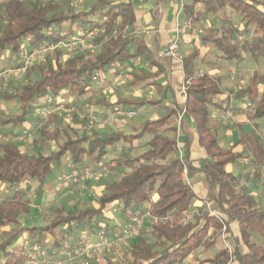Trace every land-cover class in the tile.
Listing matches in <instances>:
<instances>
[{
	"label": "trees",
	"instance_id": "trees-1",
	"mask_svg": "<svg viewBox=\"0 0 264 264\" xmlns=\"http://www.w3.org/2000/svg\"><path fill=\"white\" fill-rule=\"evenodd\" d=\"M182 11L191 24H201V18L206 16L221 21L218 28L210 25L198 36L202 46L214 48L218 59L241 63L246 56L253 61L264 58V0H191L183 5ZM135 23V10L129 1L97 0L89 11L74 12L71 3L65 0H0V54L7 53L5 68H20L22 53L28 54L45 43L72 42L90 30H95L96 34L88 45L98 49L94 55L91 51H82L65 60L56 53L42 66L27 70V75L37 72V81L12 91H0V101L17 104L15 112H0V130L22 125L28 116L33 115L35 103L41 105L45 101L46 104V95L68 94L75 101L83 99L94 79L125 59L140 57L155 69L148 73H128L130 87L141 84L144 87L158 86L156 80L163 68L153 59L143 38L134 33ZM198 56L199 51L195 49L181 57L182 82L186 90L183 106L176 111L167 109L157 120L144 121L131 135L120 131L105 137L96 131L78 135L70 125L59 128L52 115L50 118H53L51 122L56 124L55 128L49 131L50 121L47 119L49 123L47 121L36 129L37 139L33 143L39 148L47 142H57L56 151L42 155L37 150L30 154L22 151L15 142L0 143V185L6 192L34 180L38 184L34 193H40L50 184L53 168L62 169V160H67L66 165L62 164L63 170L70 165L81 167L88 160L95 166L102 164L109 171L116 172L117 180L105 187L97 208L75 212L58 209L48 225L31 229L53 238L51 247L46 250L49 255L58 249L73 252L83 228L97 237L111 239L119 236L116 226L106 217L109 207L119 204L125 220L128 214L130 218L135 214H147L154 220L150 231L139 234L137 242L128 250L133 264H187L193 253L200 249L210 250L215 245L225 218L236 226L235 243H241L245 252L240 255L234 249L229 255L226 251H219L213 259L199 264H226L229 259L238 264H264V210L241 184V176H234L226 170L228 165L248 156L253 158L248 164L256 171L261 170L264 147L254 133L242 132L232 147L223 149L218 145L209 121V108L215 106L214 98L223 93V83L221 77L194 70ZM261 81L264 77L255 72L247 88L241 92L253 103L252 120H264V84L260 95L257 91ZM159 104L157 100L121 99L114 106L141 108ZM66 107L73 108L74 105L70 103ZM183 108L194 124L198 145L205 152L198 172H202L207 184V195L203 200L205 208L208 204L219 210L215 216L206 209L190 211L196 196L185 179L177 142L171 136L175 132L171 118ZM35 117L38 119L39 115ZM73 125L77 122L74 121ZM11 132L4 133V136H12ZM146 135L150 138L142 145L145 150L128 155L134 150L132 143L141 141ZM60 138L63 140L59 143ZM117 144L126 146L115 158L105 159ZM184 148L183 157L188 160L187 144ZM186 162L189 165V161ZM196 172H189L187 176ZM28 208L29 201L22 195L0 200V228L10 227L1 234L0 257L6 259L4 264H20L25 260L22 253L16 255L13 246L23 233L17 218L20 213L28 212ZM253 235L261 238L262 244H257ZM34 246L43 248L42 240L39 238Z\"/></svg>",
	"mask_w": 264,
	"mask_h": 264
},
{
	"label": "rangeland",
	"instance_id": "rangeland-1",
	"mask_svg": "<svg viewBox=\"0 0 264 264\" xmlns=\"http://www.w3.org/2000/svg\"><path fill=\"white\" fill-rule=\"evenodd\" d=\"M65 1L66 3H71L74 12H87L97 2V0ZM108 1L117 2L119 0ZM64 6H66V4ZM201 21V24L199 22L195 23V25L191 24L193 30L191 34L193 35V37L200 34L210 25H214L215 28H218L221 24V21L213 16L202 17ZM139 32L141 31H137L134 29V33L138 34ZM89 33H91L90 36ZM95 34V30H90L86 35L78 36L77 39L73 40L72 42L62 41L57 43H45L43 46L37 49H33L28 53H34L36 56H34V60L26 68H24L23 66V59L28 54H21L22 66L17 69L5 68L4 60L5 57H7V53L4 52L3 55L0 54V91H12L13 89H18L21 85L26 84L28 82L37 81V72H33L31 75H27V70L34 66H42L47 58L53 59L56 53H60L61 60H65L71 57L72 55H78L82 51H91L93 55L96 54L98 52L97 47H91L88 45V42H90L91 38ZM79 40L84 41L83 43H81ZM196 41L198 43L197 46L201 48L200 42L198 40ZM42 47L45 48L41 49ZM207 48H210V46L207 45ZM209 50H202L205 55H202L201 58H199L198 56V59L195 61V68H199L198 70L204 69L203 67H205V65L208 66L205 62L209 59ZM262 59L263 58H261L259 64L258 61L251 60L250 56H246L245 60L238 64L234 61H230V66L233 67V70H246V72L237 73L238 77L236 82L237 87L235 86L236 89H238V87H240V83L242 81H246V78L250 77L253 72H257L258 74L264 77V60ZM196 64L198 66H196ZM112 67L113 68L111 69L115 70L110 69L112 72L107 70L106 74L104 73L105 77H100L101 75H99L97 80H94V90L92 92H89L88 95L85 96L83 102V99L75 101L73 96L68 94L56 97L46 95L45 99L49 98V100H51V104H45V101H42L41 105H39L38 103H35L33 105L34 116L30 115L27 117V123L29 125H27L26 122L24 124L25 126H27V129H29L26 135H20L18 138L6 137V135L4 136V133H7L9 128L4 131L0 130V143L15 142L22 151H26L27 153L31 154L37 152L38 150L40 154L47 155L52 151H56L58 146L57 142H47L44 144L43 147L39 148L34 146L33 142L37 139V135L35 132L36 129L44 125L48 121L47 119H49L50 121V124L48 126L49 131H52L55 128L56 124L52 123L51 121L53 120L51 119L53 118H50V116L52 115H54V119H57L59 128L64 129L66 126L70 125L73 131H75L78 135H81L82 133L89 134L91 131H96L97 134L101 137H105L107 134L119 130V126L117 124V122L119 121L118 117L121 118L122 116V121H124L125 123L124 126H122L123 131L126 133H132L133 127L136 128L143 121L152 119L153 113L158 116V118L163 115L167 106L164 102H162L159 107H146L142 109L141 112H138V114L133 119H131V122L135 123L137 126L134 124H129L127 121H129L128 119L130 118L125 116L124 114H116L117 111L115 110H109L110 113L106 114L105 116L100 115L99 111L103 109V106L98 105V103L115 104L118 100L121 99L139 101L148 99L154 100L155 98H157V95L152 91L147 92L139 88L130 89L126 84L128 80L126 74L128 72L134 73L145 69L144 66H142L141 64L139 57L125 59L120 63H115ZM225 74L229 76L230 71L226 70ZM227 84L229 85V83ZM263 84L264 81H261L260 89H262ZM70 103H73V108L66 107V104ZM244 103L250 104V101L248 99H245ZM42 105H44L45 107L43 108H46L47 110V115L45 116H40L39 110L43 108L39 107H42ZM13 108V104L0 101V112L8 114L9 112L13 111ZM37 115H39L38 119L35 117ZM230 115H233V112L230 111ZM225 117L226 115L223 114L221 116V120L231 121V116L228 115L227 118ZM49 121L47 123H49ZM74 121L77 122V125H73ZM263 124L264 121L261 122V126ZM220 137V135L217 137L220 146H222V148H228L229 143H227V140L225 141L223 138ZM62 140L63 138L59 140V143ZM120 145L122 144H118L117 146ZM62 164L66 165L67 160L61 161L60 166L62 169L53 168L52 174L49 177V183L50 185H52L51 187L53 188V200L45 201L44 207L40 208L39 205L42 203V198L38 197L35 202L36 205L34 207L32 206L31 208L29 206L28 212L20 213L17 218L18 227L23 229L24 234H21L20 239L14 244V246L21 248L23 254H26L25 260L20 264H133V259L128 254L130 246L134 244L133 239L141 233H148V231H150V226L152 225L154 220L147 214H135V216H132L131 218L128 214L127 216L129 220H125L124 217H122L121 215L122 213H120L119 204H114L113 206L109 207V210L106 213V217H108L110 223H113L116 226L115 230L119 231L120 235L117 237L111 239H107L106 237H97L94 234L87 232L86 228H83V234L79 236V242L74 248L73 252L65 249H58L55 250L54 255H49L46 251L47 244H49L51 241L48 236L42 235V237H40V235L34 234L32 238L29 237V233H33L31 229L41 228L48 225L49 222L54 218L55 211H57L58 209H62L64 212H75L77 210H82L90 207L97 208V201L103 193L105 187L115 182L118 178L114 170L109 171L108 168L102 164H98L97 166H95L88 160L84 161L81 167L78 168L70 165L68 169L63 170ZM230 166L233 173H237L236 163H233ZM244 167L246 168V165L242 168ZM65 175H70L71 177L63 181V179L61 178L65 177ZM263 175L264 174H262V176ZM262 179H264V176L262 177ZM258 181V177L250 178L248 180V184L250 182V189L253 188L254 184L258 185ZM31 185L32 186L30 189H28V185H25L24 187L27 191L24 190V192L19 189H13L11 190V192H6L2 185H0V200L6 197H10L12 195H22L24 200L30 199V201H28L29 204H31V201H34L33 199L35 196L34 187L37 188L38 184L36 181L32 180ZM50 185H46V189L43 190L45 191V193L51 192V189H48ZM258 191L261 196L259 197V200L255 197L258 201L257 204H259L260 207H264V188H259ZM198 208H201L203 210L206 209L204 203H202L200 206H194L193 204L191 206L190 211L194 213ZM116 223L123 224V226L118 227L119 225H116ZM2 229H5V227L0 228V232L4 231ZM28 229H30V231ZM131 229H134V234L123 244L117 243L118 239H122L123 236H125L126 233ZM219 236H222V232H220ZM252 237L254 241L256 240L257 244H262L263 240L261 238L256 235H253ZM39 238L42 240L43 248H37L36 246H34V242L39 240ZM2 239V235L0 234V242L2 241ZM98 241L105 242L106 244L104 243L105 245L103 247L95 249L96 251H91V249L88 252L90 253L88 255L84 253V255L78 256V253H81V251L85 247H94L95 243ZM216 250L214 249L212 251L210 250L207 253H204L200 249L198 252H195L190 256L189 259L191 260L187 264H199L200 262L213 259L216 253L219 251L227 252L226 249L219 251ZM15 252L18 253L16 249ZM232 262L233 259H229L226 264Z\"/></svg>",
	"mask_w": 264,
	"mask_h": 264
},
{
	"label": "crops",
	"instance_id": "crops-1",
	"mask_svg": "<svg viewBox=\"0 0 264 264\" xmlns=\"http://www.w3.org/2000/svg\"><path fill=\"white\" fill-rule=\"evenodd\" d=\"M124 1H129L133 3V7L135 10V17H136L135 30L141 31L138 34L136 33V35L141 36L143 38L146 45L151 51L153 59L163 68L162 73L156 80V82L158 83V86L144 87L142 86L143 84H141L136 87H130L128 84V80L126 84L130 89L139 88L147 92L148 91L154 92L157 95V98H155L154 100L160 101V104L164 102L167 105L166 110L170 108L176 111L178 110L177 109L178 107L183 106L186 100V95H182L179 91L180 87L184 86L182 82V79H183L182 64H179L178 62L174 60L173 62L168 59L159 58V53L173 38L172 29L174 28V25L176 23L182 24L183 22L187 20L185 15L183 14L182 9H183V5L189 4L191 0H124ZM198 36L199 34L194 37L192 34H185L183 36V41H182L181 49H180V56L181 57L186 56L190 54L193 50L197 49L199 51V58H201L202 55H205V53H203L202 50L210 49L209 50L210 53L208 55L209 59L205 62L208 65V66L205 65L206 69L205 67H203L204 69L198 70L199 68L197 67L195 68V64H194V69L196 72L198 71L206 72L210 75L221 77L222 79L223 93L214 98L213 102L215 106H212L209 108V121L212 127L213 134L216 137V140H217V137L220 135L221 136L220 138H223L225 141L227 140V143H229L228 148H230L236 143L239 132L254 133V135L258 137L260 143L264 147V141H263L264 140V124L261 126V122L264 120H252L251 116H252V111H253V103L251 100H249L248 95L241 94V92H243L247 88L249 84L248 81L249 79L252 78L254 72L251 74L250 77L246 78V81L244 82L242 81L240 83V87L236 89L237 87L236 82H237V77H238L237 73L246 72V70H243V69L233 70V67L230 66V63L232 61L230 62V61L218 59V53L214 50V48L211 45H209L210 48H207V46L203 47L202 45H201V48L198 47L197 46L198 43L196 41V40L199 41ZM260 60L258 61V64ZM262 60H264V58ZM140 61H141L142 66H144L145 68V69H142L141 71L145 73H148L149 71H152V72L155 71V69H153L147 62H145L143 58H140ZM196 66L198 65L196 64ZM111 70H115V69H111ZM226 70L230 71L229 76L225 74ZM100 77H105L104 73L101 74ZM227 83H229V85ZM260 88H261V85L259 84L257 87V91L259 95L262 92V89ZM93 90L94 88L92 84V86L88 90V93L92 92ZM84 98L82 102L84 101ZM245 99H248L250 101V104H247V103L245 104L244 103ZM148 100H151V99H148ZM11 104L14 105L13 111L11 112H15L17 110V104L16 103H11ZM160 104L156 106L145 105L141 108L139 107L137 108V107L129 106V105L114 106L115 104L113 103H109V104L98 103V105L103 106V109L99 111V114L103 116H105L106 114H109L110 111L112 110L119 111L122 113L131 111V112H135V116H136L138 112L142 111V109L146 107H150V108L159 107ZM230 111L233 112V115H230ZM165 112L163 113V115L165 114ZM180 114H182V118H181V122L179 125L177 120ZM223 114L226 115L225 118H227L228 115L231 116L230 119L232 122L230 120H226V121L221 120L222 119L221 116ZM135 116L129 117L130 119H128L129 121L127 122L129 124L136 125L135 123L131 122V119H133ZM159 118L153 113L152 119H148V120H157ZM118 120L119 121L117 122V124L119 126V130H116V131H120L124 133L125 135L133 134L134 131L140 126V124L144 122L143 121L138 126L136 125L137 126L136 128L133 127L132 133H126L122 129V126H124L125 124L124 121H122V116L121 118L118 117ZM25 122L27 123V119ZM25 122L22 125L17 126L15 128H9L8 132L12 131L11 132L12 136H9V137L18 138L20 135H26L29 129H27V126L24 125ZM171 123H172V126L175 128V132L172 133L171 136H174L176 139L178 151L182 152L184 156V151H185L184 145L187 144V147H188V160L186 156L184 158L186 161H189V165L186 162L187 173L189 172L193 173L194 171H197L194 174H190L188 176L184 175V176H185V179L187 178L189 179V184L196 196V200L192 203V205L194 204V206H200L202 203H204L203 200L206 198V195H207V184L205 182V177L202 174V172H198L200 171V161L205 157V152L198 145L197 136L194 130V124L185 115L184 108L180 112L177 111L176 115L171 118ZM27 125L29 124L27 123ZM149 138L150 137L146 135L141 141H134L132 143L134 150L128 155H131V156L137 155L141 151L145 150V148L142 147V145ZM217 143L220 146L218 140H217ZM122 145L117 146L116 149L109 150L105 159L115 158L117 155H119L120 150L123 148V146H126V145H123V146ZM137 146H140V147L137 148ZM220 147L222 148V146ZM228 148H223V149H228ZM246 154L247 153H245V155ZM235 163L237 166V173H233V171L231 170V166H230L231 164L226 167V170L232 173L234 176H241V184L248 189V191L254 196V198L256 197L259 200V197L261 195L258 189L264 188V179H262V177L264 176V175L262 176V174H264V162L262 164V169L259 171H256L252 166H250V164L246 165V168L245 167L242 168L239 165L238 161ZM255 173H258V174H255ZM252 177L254 178L258 177L259 181H258V185L254 184L253 188L250 189L249 187L250 182L248 184V180ZM31 182L32 180L24 182L20 184L18 187H16L15 189L22 190L23 192L24 190L27 191L24 186L28 185V189H30L32 186ZM51 186L52 185H50L48 189H51L52 193L51 192L45 193V191L43 190L46 189V186H44V188L42 189L40 193L35 194L34 199H33L34 201H31V204H29L30 208L36 205L35 202L38 197L42 198L41 200L42 203L40 205L38 204L40 208L44 207L45 201L53 200V191H52L53 188ZM36 189L37 188L34 187V190ZM263 197H264V194H263ZM256 198L255 200L258 203ZM28 200L30 201V199ZM257 205L261 210H264V207H260L259 204ZM225 219L227 220L228 218H225ZM111 224L114 225L113 223ZM227 224L229 226V230L227 231V234L224 236H219L216 240L215 245L210 250L211 251L214 249L215 250L217 249L218 251L224 250L226 245H230L233 248V251L235 249L238 252H240L242 255L245 252V249L243 248L244 246L241 243H238V244L235 243V237L237 236L236 226L233 223H231L230 220L228 221ZM116 225H119L118 227L123 226V224H120V223L118 224L116 223ZM2 230L4 231L0 232V234L10 230V227H5V229H2ZM34 234L40 235L39 233L33 232V233H29V237L32 238ZM40 237H42V235H40ZM48 237L51 241L49 244H47V248H50L53 243V238L50 236ZM137 239H138V236L133 239V243L137 242ZM15 249L16 251H18V253L15 252ZM13 250L16 253V255H20L21 253L22 255H26V254H23V252H21V248L17 246L16 247L13 246ZM210 250H206V251L201 250V251L204 253H207ZM0 259H2L0 260V264H4L6 259L4 257H0ZM190 260L191 259H189V261ZM229 264H238V263L236 261H233L232 263H229Z\"/></svg>",
	"mask_w": 264,
	"mask_h": 264
},
{
	"label": "built area",
	"instance_id": "built-area-1",
	"mask_svg": "<svg viewBox=\"0 0 264 264\" xmlns=\"http://www.w3.org/2000/svg\"><path fill=\"white\" fill-rule=\"evenodd\" d=\"M192 26H191V22L189 20H186L185 22H183L182 24H178L176 23L174 25V28L172 29V32H173V38L169 41V43L160 51L159 53V58H162V59H171V60H174L176 62H178L179 64H182V61H181V56H180V45H181V42L183 40V36L185 34H191L192 33ZM91 35V33H89V36ZM80 41V40H79ZM84 40H81L80 42L83 43ZM79 42V43H80ZM45 47H42L41 49H43ZM40 49V50H41ZM34 56H36L34 53H30L28 54L23 60V66L24 68L28 67L31 62L34 60ZM96 80V79H94ZM180 93L182 95H186V90H185V87L184 86H181L180 89H179ZM46 104H51V100H49V98L46 99ZM40 112V116H45L47 115V110L46 108H43L41 110H39ZM116 114H124L125 116L127 117H133L135 116V112H119L117 111ZM181 118H182V114H180L178 116V124L180 125V122H181ZM178 125V126H179ZM178 157L179 159L181 160V162L184 164V170H183V174L185 176H187V166H186V160L184 159L183 157V154L182 152H179L178 151ZM252 160V158L250 156L248 157H243L241 158L240 160H238V163L241 167L247 165L250 161ZM71 176L70 175H65V177L61 178L64 180H67L68 178H70ZM187 183L189 184V179L187 178L186 179ZM206 210L209 212L210 215H217L219 214V210H216L214 208H212L210 205L206 204ZM228 221L229 219L225 220V222L223 223V227H222V236L226 235L227 234V231L229 230V226H228ZM134 229H131L130 231H128L126 233L125 236H123V238H119L117 243H120V244H123L127 239H129L133 234H134ZM105 242H102V241H98L95 243L94 247L91 246V248L89 247H85L81 253H78V256H82L84 255V253L86 255L90 254L88 253L91 249V251H96L95 249H99L101 247H103L105 244ZM93 247V248H92ZM225 249L227 250V252L229 254H232L233 252V248L230 246V245H226ZM43 254V253H42ZM34 256V255H33Z\"/></svg>",
	"mask_w": 264,
	"mask_h": 264
}]
</instances>
